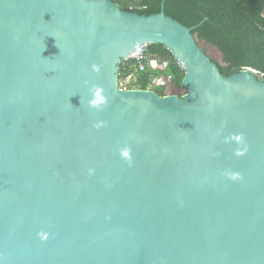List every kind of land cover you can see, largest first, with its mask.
<instances>
[{
  "label": "water",
  "instance_id": "95a60500",
  "mask_svg": "<svg viewBox=\"0 0 264 264\" xmlns=\"http://www.w3.org/2000/svg\"><path fill=\"white\" fill-rule=\"evenodd\" d=\"M191 30L163 2L0 0V264H264V78ZM148 43L184 95L119 86Z\"/></svg>",
  "mask_w": 264,
  "mask_h": 264
},
{
  "label": "trees",
  "instance_id": "16d2710c",
  "mask_svg": "<svg viewBox=\"0 0 264 264\" xmlns=\"http://www.w3.org/2000/svg\"><path fill=\"white\" fill-rule=\"evenodd\" d=\"M122 9L139 14L166 15L192 27L200 48L225 74L254 70L264 78V0H112ZM145 64L124 59L118 70V84L133 74L129 89H150L159 95L186 93L182 86L185 71L168 48L160 43H148L142 48ZM154 60L156 67L149 61ZM162 79V84L154 80Z\"/></svg>",
  "mask_w": 264,
  "mask_h": 264
},
{
  "label": "rangeland",
  "instance_id": "374dc122",
  "mask_svg": "<svg viewBox=\"0 0 264 264\" xmlns=\"http://www.w3.org/2000/svg\"><path fill=\"white\" fill-rule=\"evenodd\" d=\"M142 48L138 49L137 52L133 53L130 57L134 58V57L138 56L140 53H142ZM132 78H133V74L128 76L127 78L121 80V82L119 83V86L123 89H129ZM154 83L155 84H162L163 81H162V79L157 78L154 80Z\"/></svg>",
  "mask_w": 264,
  "mask_h": 264
},
{
  "label": "built area",
  "instance_id": "2783aa9c",
  "mask_svg": "<svg viewBox=\"0 0 264 264\" xmlns=\"http://www.w3.org/2000/svg\"><path fill=\"white\" fill-rule=\"evenodd\" d=\"M137 52V51H136ZM135 52V53H136ZM135 59H137L138 60V68L139 69H143L144 67H145V64L141 61V59L143 58V55H142V53H140L138 56H136V57H134ZM127 59V58H126ZM149 65L151 66V67H156V62L154 61V60H150L149 61Z\"/></svg>",
  "mask_w": 264,
  "mask_h": 264
},
{
  "label": "bare ground",
  "instance_id": "6f19581e",
  "mask_svg": "<svg viewBox=\"0 0 264 264\" xmlns=\"http://www.w3.org/2000/svg\"><path fill=\"white\" fill-rule=\"evenodd\" d=\"M135 53V52H134ZM133 54V53H132Z\"/></svg>",
  "mask_w": 264,
  "mask_h": 264
},
{
  "label": "clouds",
  "instance_id": "9594fccd",
  "mask_svg": "<svg viewBox=\"0 0 264 264\" xmlns=\"http://www.w3.org/2000/svg\"><path fill=\"white\" fill-rule=\"evenodd\" d=\"M125 155H126V153H125Z\"/></svg>",
  "mask_w": 264,
  "mask_h": 264
}]
</instances>
